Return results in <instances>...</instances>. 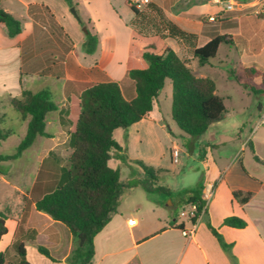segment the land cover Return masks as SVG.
<instances>
[{
    "label": "crops",
    "instance_id": "0c3cea01",
    "mask_svg": "<svg viewBox=\"0 0 264 264\" xmlns=\"http://www.w3.org/2000/svg\"><path fill=\"white\" fill-rule=\"evenodd\" d=\"M72 1V6L75 5L76 11L80 12V2ZM223 1L217 3L215 0H192V4L189 3L187 8L181 10H171L173 7L170 5L177 4V0L173 2L154 0L153 4L161 10L162 16H159L162 21L163 18L170 20L181 29L194 33L197 36L195 42L198 47L206 44L211 39V34L216 31L220 34L236 36V33L228 32L230 28H224L225 24L209 20L210 17L215 18L223 13ZM82 2L93 6L92 13L89 11L79 13L83 20H79L70 11L71 5L66 0H2L0 2V6L6 12L23 24V30L19 35L9 37L6 26L0 22V100H9L0 105V116L3 117L0 120V128L7 120V110L14 109L11 104L12 99L19 98L23 89L33 92L50 90L58 105L57 112L67 118L72 116L77 106L84 83L118 81L124 94L126 90L129 92V97L135 94L134 83L129 78L128 71L130 66L134 63L136 65L139 61L137 57L139 48L133 35L139 32L137 24L143 16H137L124 0H82ZM103 6L109 7L111 12L114 11L122 21L130 25L126 27L125 42L121 46L116 42L112 30L101 33L97 17L102 13H105L104 15L110 13H107L106 7L104 11ZM241 17V15L235 17L236 29L240 27ZM87 32L98 38L97 48L92 54H87L84 50ZM165 32L168 35L161 40L163 45L174 49L186 60L187 65L192 60H198L193 55L192 45L182 39L171 37L167 29ZM169 40L178 43L185 54L170 46ZM135 48L136 53H134ZM144 49L143 47L142 51ZM262 49L264 54V47ZM256 51V49L244 50L241 57L243 63L249 62L250 65L257 67L261 55L258 56ZM189 52L192 53L190 57L187 56ZM210 63L211 60L206 64L198 61L200 70L192 71L199 77L212 78L207 74L208 72L202 70ZM262 66L264 69V62ZM248 82L251 83L250 85H261L260 78ZM259 110H262L261 106ZM20 120H22L21 116ZM223 121L224 119L218 123ZM171 122H174L173 119L170 121L164 116L158 96L153 111L146 118L133 124L129 130H123L120 140L115 139L123 147L122 153L125 155L129 152L130 146H133L135 154H129V157L127 156L129 159L144 160L143 156L138 155V142L158 148L167 140L171 143L170 151L173 147H178L180 152L189 155L190 152L184 149L185 146L181 148L177 140L171 139V135L165 132V128H170L172 133ZM48 123L49 120L46 122L47 132ZM67 124L68 122L59 117L57 125L59 130L56 136L48 132L50 138H38L57 140L60 137V130ZM239 126L240 122L236 120L235 127ZM12 130L14 134L16 130ZM178 134L183 136L181 133ZM217 143H221V147L226 146L224 140H217L213 135L194 142L192 157L196 155V146H200L199 154L193 157L195 172L186 176L179 186L165 184L162 181L163 173H174V171L167 169L161 174L160 182L173 193L202 187L201 196L206 201L205 210L197 220L196 231L192 237L183 236V229L177 228L179 223H184V229L190 228V223L180 214L175 213L176 209H181L177 198L171 199L163 194H147L140 186L129 188L124 192L116 212L111 214L109 222L95 237V255L91 264H264V178L246 169L243 159L244 143L234 155L231 154L226 158L218 153L220 146H217ZM52 150L51 146L43 149L38 158L42 154V158L48 156ZM109 164L113 168L120 169L123 182L141 175L140 169L125 173L123 169L126 165L117 156L113 157ZM7 173L9 174L8 171ZM7 173L0 175L7 176ZM38 176L39 172L28 188L9 184L4 191L0 210L7 216L5 220L7 233L0 240V253L10 255V250H14L11 258L15 261L19 258L16 254L18 243H23L26 251L28 244L38 249V246L45 247L44 244L48 243L53 250L62 254L63 261H67L74 248L73 237L64 225L36 210L33 198L37 197L38 193L35 186L39 181L41 184L49 182L46 179H39ZM236 190L252 192L251 199L245 204H240L233 197V192ZM209 191H212V194L207 198ZM229 216L244 219L247 226L233 228L224 225V219ZM130 219H135L136 223L129 224ZM209 225L222 234L226 243L231 244L229 252L221 247Z\"/></svg>",
    "mask_w": 264,
    "mask_h": 264
},
{
    "label": "trees",
    "instance_id": "16d2710c",
    "mask_svg": "<svg viewBox=\"0 0 264 264\" xmlns=\"http://www.w3.org/2000/svg\"><path fill=\"white\" fill-rule=\"evenodd\" d=\"M66 1L73 5L72 0ZM234 1L244 4L253 0ZM151 7L162 16L161 10L153 3ZM132 11L137 16L145 15V12L135 9ZM243 11L244 9L223 10L214 20L225 24V29L236 28L235 17L240 16ZM0 22L6 26L9 37H15L23 30L22 22L1 6ZM163 24L171 37L182 39L194 47L193 55L201 64L209 63L217 55L222 44H233L229 39L230 35L216 31L211 34V39L206 44L197 47V36L194 33L187 32L164 18ZM206 24L205 20V29ZM133 39H137L136 32ZM97 45V36L87 32L85 52L94 53ZM244 73L251 82L260 78V91H264V69L249 66L244 68ZM128 76L135 87L132 97L124 94L118 81L82 84V93L69 118V165L61 173L58 182L50 186L37 183L35 186L38 193V196L33 198L36 210L64 225L73 237L74 248L67 259L69 264L92 263L95 255L94 239L109 222L111 214L116 212L124 192L129 188L140 186L147 194H163L171 199L177 198L181 210L187 204H196V216L191 219L193 223L197 221L206 204L201 196L202 187L173 193L160 182L164 169L147 165L139 159H129L122 153L123 147L115 139L114 132L118 129L127 131L133 124L146 118L153 111L155 100L169 79L172 83L173 121L185 134L202 136L212 125L222 121L227 113L224 98L217 93L215 80L197 76L186 60L165 44L160 51H156L153 45L144 49L136 66H130ZM250 86L258 92L253 85ZM11 104L22 120L28 121L27 130L14 153L0 154V163L20 158L38 137L50 138L51 135L46 131V122L48 115L58 110L53 93L48 89L38 92L23 89L21 96L12 99ZM2 118L0 116V120ZM12 133V130L0 128V141L7 139ZM115 156L126 165H137L141 175L123 182L120 169L109 164ZM0 174H6L2 168ZM252 194L250 191L236 190L233 197L240 204H245ZM6 218L5 212L0 210V240L7 233ZM223 224L233 228L247 226V222L237 216L227 217ZM177 228L184 229V223H179ZM209 229L221 247L229 252L231 244L226 243L217 229L210 225ZM16 250L19 258L15 261L7 253L1 252L0 264H31L23 243H18ZM38 250L53 260L47 248L38 246Z\"/></svg>",
    "mask_w": 264,
    "mask_h": 264
},
{
    "label": "rangeland",
    "instance_id": "374dc122",
    "mask_svg": "<svg viewBox=\"0 0 264 264\" xmlns=\"http://www.w3.org/2000/svg\"><path fill=\"white\" fill-rule=\"evenodd\" d=\"M173 1L175 0H172V2ZM254 1L255 0L239 6L240 9H244L241 14L240 27H238V29H228L229 33H236L234 37L231 35L229 36L233 44H222L218 54L211 59L210 65L202 69L208 72L207 74L215 80L217 93L224 98L227 107V114L224 117V121L212 125L210 130L203 137L185 134L178 128L176 123L171 122L173 127L172 133H170V128H165V132L171 135V139L177 140L181 148L185 146L184 149L190 152L189 155L180 152L179 161L176 163L171 161L170 141H163L158 148L145 146L142 145L141 142H138V155L143 156L144 160H146L143 161L147 165L174 171V173L165 172L162 174V181L165 184L179 186L186 176L194 174L193 157L199 154L200 146H196V155L194 154L195 156L192 157V145L195 141H202L205 138H210L212 135L216 136L217 140H224L226 142L225 147H221V143H217V146H220L218 153H221L223 158L231 154L234 155L240 145L244 143L245 150L243 159L246 169L256 173L262 179L264 178V124L258 125L260 119L264 116V91H260V89H262V85L260 84H252L258 92L251 88V83L248 82L249 80L245 76L244 68L252 65H250L249 62L244 64L241 59L244 50L256 49V54L258 56L261 55L259 63L256 64L257 68L263 69L262 63L264 62V54L262 47H264V21L257 17L253 13V9L250 8V5ZM74 2H77V0H74ZM78 2H80V12L76 11L75 5L70 7V11L79 20H83V17H81L82 15L79 13L82 11H89L92 13L93 6L83 3L82 0H78ZM229 2L236 3L234 0H224L222 2V10H225L224 6ZM189 3L192 4V0H177V4L170 5L173 7L171 10L185 9L188 7ZM105 7L107 8V6L102 7L104 11ZM72 9H74V11H72ZM106 11L110 13L106 15L102 13L97 17L101 33H105L106 30H112V33L116 36V42L121 46V44L125 42V34H127L126 27H130V25L122 21L114 11L111 12L109 7ZM144 14L142 20H139L140 23L137 24L139 32L136 33V42L139 48L137 57L139 60L143 47L146 49L149 45H153L156 51H160L163 47L161 40L165 39L168 35V33L165 32L166 29L162 18L154 8H151V10L148 9ZM168 43L173 48H177L182 54H185V51L182 50L178 43H172V40H169ZM136 51L137 49L135 48L134 53H136ZM120 54L119 51V56ZM191 54L192 53L189 52L187 56L190 57ZM134 64L132 66H136ZM188 65L194 72L200 70L198 69V60H192ZM128 93V90H126L125 94L127 97L130 96ZM159 100L162 103L164 116L172 121V83L169 79L166 80L165 86L160 92ZM7 102H9L8 99L0 100V105ZM260 106L262 108L261 111L259 110ZM59 117L61 120L64 119L68 122V124L60 130V137L57 140L37 138L35 143L27 149L20 158L0 163V168H2L5 173H7V171L9 172L7 176L0 175V202L9 184L28 188L34 182L37 172H39V179H46L49 181L43 184V186H50L59 181L61 173L69 165L68 157L71 152L69 137H67L71 125L69 118L62 116V113L57 111L50 113L47 119L49 120L47 130L56 136L59 130L57 126ZM6 119L7 120L2 124V129H15L16 131L7 139L0 141V154L3 155L12 154L16 151L17 146L20 144L25 134L27 124V121L20 120V114L14 109L7 110ZM236 120L240 122V126L237 128L235 127ZM122 131V129L116 131L114 137L120 140ZM178 133H181L185 138L179 136ZM50 146L53 148L52 152L44 158H42L43 154L38 158L42 150ZM133 150L134 148L131 145L129 152H126L128 157L129 154H135ZM123 164L125 163L123 162ZM134 169L139 168L135 164H127L126 168L123 170L126 173L131 171L134 172ZM46 190H48V188ZM17 200L20 202L19 198ZM180 211L181 209H176L175 213L180 214ZM44 246L51 252L53 260L41 254L34 245L28 244L27 259L31 264H69L68 260H62V254L58 253L59 251L56 252L53 250L50 244L45 243ZM10 251L9 257L13 256L12 253L14 250L11 249ZM16 254L18 255V252H16Z\"/></svg>",
    "mask_w": 264,
    "mask_h": 264
},
{
    "label": "built area",
    "instance_id": "2783aa9c",
    "mask_svg": "<svg viewBox=\"0 0 264 264\" xmlns=\"http://www.w3.org/2000/svg\"><path fill=\"white\" fill-rule=\"evenodd\" d=\"M130 8L135 9L139 12H146L148 9H150V5L154 2V0H124ZM222 0H215L217 3H221ZM243 5L242 3H234V2H229L225 4L224 9L227 11L231 10H236L239 8V6ZM250 8L253 9V13L261 18L264 21V0H256L250 5ZM209 20L213 21L214 17H210ZM264 124V116L260 119V122L258 125ZM179 148L178 147H173L171 151V157L173 162H178L179 161ZM212 194V191H209V195L206 197L209 198L210 195ZM206 202V201H205ZM205 210V207H204ZM203 210V211H204ZM201 212V214L203 213ZM197 212V205L196 204H187L181 211H180V216L184 217L189 223H190V228L188 229H183L182 234L185 237H192L196 231V224L191 222V219L196 216ZM200 214V215H201ZM200 215L198 216L197 220L200 218ZM136 220L135 219H130L129 224H135Z\"/></svg>",
    "mask_w": 264,
    "mask_h": 264
},
{
    "label": "water",
    "instance_id": "95a60500",
    "mask_svg": "<svg viewBox=\"0 0 264 264\" xmlns=\"http://www.w3.org/2000/svg\"><path fill=\"white\" fill-rule=\"evenodd\" d=\"M72 11H74V9H72ZM75 13V12H74Z\"/></svg>",
    "mask_w": 264,
    "mask_h": 264
}]
</instances>
